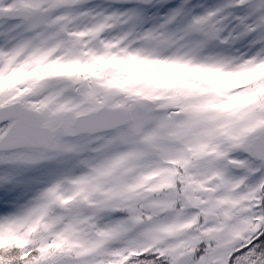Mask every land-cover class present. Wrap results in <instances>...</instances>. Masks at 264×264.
<instances>
[{
    "label": "snow or ice",
    "instance_id": "1",
    "mask_svg": "<svg viewBox=\"0 0 264 264\" xmlns=\"http://www.w3.org/2000/svg\"><path fill=\"white\" fill-rule=\"evenodd\" d=\"M0 264H264V0H0Z\"/></svg>",
    "mask_w": 264,
    "mask_h": 264
}]
</instances>
